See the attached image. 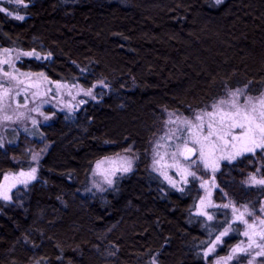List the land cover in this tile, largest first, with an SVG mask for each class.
I'll use <instances>...</instances> for the list:
<instances>
[{
  "label": "trees",
  "instance_id": "16d2710c",
  "mask_svg": "<svg viewBox=\"0 0 264 264\" xmlns=\"http://www.w3.org/2000/svg\"><path fill=\"white\" fill-rule=\"evenodd\" d=\"M12 8L25 19L0 12V48L51 53L23 59L21 69L110 89L72 119L57 113L42 141L0 148V184L42 152L37 181L0 199V264H213L227 256L242 226L204 257L230 211L216 210L212 221L197 215L198 184L169 188L151 171L149 149L170 112L191 117L230 90L264 93V0H23ZM126 149L138 153L135 169L94 190L96 163ZM252 173L264 177V152L225 163L216 201L259 214L264 186L245 183Z\"/></svg>",
  "mask_w": 264,
  "mask_h": 264
},
{
  "label": "snow or ice",
  "instance_id": "6c2138e0",
  "mask_svg": "<svg viewBox=\"0 0 264 264\" xmlns=\"http://www.w3.org/2000/svg\"><path fill=\"white\" fill-rule=\"evenodd\" d=\"M16 2L23 4V0H16ZM216 3H222V0H216ZM24 6L27 7V5ZM0 12L11 15L7 8H0ZM14 18L16 20L25 19L21 15H16ZM3 53L4 58L0 59V111L4 110L6 101L11 96L13 88L20 89V86L24 84L23 81L18 79L15 72L4 70V66L12 67L13 61L9 49H4ZM22 55L35 57L36 59H48L51 53L42 57L33 50L24 52ZM16 59H20L19 54L16 56ZM22 75L31 76L32 74ZM39 75L43 76L44 74L40 73ZM45 79L47 78L45 77ZM63 87H68V85L57 83V89ZM71 87L75 88L77 85H72ZM29 88L38 89L39 84L32 83L20 90L27 92ZM79 90L83 91L86 96H92L95 99L91 88L87 90L80 88ZM19 94L20 91H17L16 95ZM38 95H41L39 91L33 92L34 97ZM69 95H71V92H69ZM241 96L244 97L243 103L240 102ZM227 97V99H220L213 103L211 111L195 114L193 119H181L177 117L173 120L171 114H169V119L165 121V127L169 124H175L176 128L169 129L157 139L154 151V165H159L161 160L164 159V156L160 153L161 147L166 145L168 148H172L173 151L170 153V156L173 163L168 165V167L175 168L180 181L187 184L189 177L197 179L196 171L192 170L193 166L203 165L204 169H210L215 173L218 171L219 163L222 160L231 162L246 154H255L257 150L264 152V93L259 97H251L244 96L243 89H236L235 91L230 90L227 93ZM84 102L80 101V103ZM66 107H70V105H66ZM32 111H39V107L32 109ZM205 116L208 117L207 121L205 120ZM2 119L7 121L11 120L12 117L5 114ZM45 119H48V117H45ZM33 123L35 124L36 121L33 120ZM161 140L165 141V145L160 143ZM170 141L176 142L169 143ZM0 147H2V144H0ZM125 151H130V149H126ZM38 155L33 154L32 159L34 161L37 160ZM104 164H107L108 167L103 168ZM96 170L104 176V180L108 185H112L113 179L111 177L116 176L118 173L124 174L132 170V159L127 156H120L119 154H117L115 159L106 157L104 160L96 163ZM156 170L159 171L160 169L157 168ZM36 173L37 168L33 167L27 172L21 171L12 177L11 179L15 183L11 185L0 184V199L5 201L11 200V196L9 195L11 188L15 187L16 183L27 185L30 181L37 178ZM161 174L164 175L169 184L173 187L177 186V181L168 176L166 172H162ZM9 179L8 176L4 177L6 182ZM245 183L250 186H264V177L258 178L256 173H252ZM207 184L208 181H204L201 187H205ZM213 186L215 187L216 185L213 183ZM100 190L103 191L102 188ZM179 190L183 191L182 188ZM210 195L211 193L209 192L208 196L210 197ZM210 207L216 206L211 204L210 198L206 200L202 197L197 215L204 216L209 221L212 220L213 215L206 211ZM221 207H232L234 215L232 223L239 222L244 226L242 235L246 238L247 244L246 246H241V244L234 246L227 256L219 257L215 261V264H230L239 255L250 253L253 250H256L255 256L252 257V260H249V264H252L256 256L264 257V205L260 208L261 216H257L254 211H249L247 206H244V211H239L234 205L230 204H225ZM232 223H229L224 231L219 232L215 236V239L207 241V247L203 251L204 257L215 253L217 247L223 243V238L234 231ZM152 264H155V260H153Z\"/></svg>",
  "mask_w": 264,
  "mask_h": 264
},
{
  "label": "rangeland",
  "instance_id": "374dc122",
  "mask_svg": "<svg viewBox=\"0 0 264 264\" xmlns=\"http://www.w3.org/2000/svg\"><path fill=\"white\" fill-rule=\"evenodd\" d=\"M21 5H23V4H18L16 2V0H11V2H9V0H0V8H7L8 12L11 13L12 16H16V15L23 16L19 11L12 8L13 6L18 7ZM4 49H7V48H0V59L4 58V53H3ZM9 50L11 52V59L13 61V66L12 67L4 66V70L9 71V72H15L18 79L24 82V84H22L20 86V89H23L26 85H29L32 83H38L39 88L38 89L29 88L27 92L21 91L20 89H17V88H13L11 96L6 101V106H5L4 110L0 111V144H2V147H0V148H8L12 145H17L21 141V139H23L24 137H29L32 139H37L39 141H42L44 139V135L42 132L43 127L46 124L53 122L57 116V113H64L68 119H72V118H74L75 114L83 106H85L89 101L99 100L101 98V96L105 93V91L110 89V87L107 84H105L104 82L97 83L95 85V87L91 88L93 96L95 97V99H93L92 96H86L83 91L79 90L80 88L87 90L86 88H84L80 85L53 81L44 73H43L44 74L43 76H40L39 75L40 73L26 71V70L21 69L19 66V63L23 59L35 58V57H29V56L22 55L24 52H30V51H22L19 49H9ZM18 54L20 55L19 60L16 59V56ZM40 55L42 57L46 56V55H42V54H40ZM22 74H32V75L27 76V75H22ZM45 77L47 79H45ZM57 83L68 85V87H63V88L57 89ZM72 85H77V87L73 88V87H71ZM105 85H107V87H105ZM243 90H244V96H251L247 93V91L245 89H243ZM17 91H20L19 95H16ZM34 91H39V93H41V95L34 97L33 96ZM69 92H71V95H69ZM228 92L229 91H227L218 100L227 99L228 98L227 97ZM73 97H74V99H73ZM251 97H254V96H251ZM255 97H259V96H255ZM243 99H244V97L241 96L240 97L241 103H243ZM218 100H216V101H218ZM80 101H85V102L80 103ZM66 105H70V107H66ZM211 105L207 106L203 110L195 111L191 117H185L178 112L168 113L166 115L165 119L162 120L161 122H159V124L157 125V130H156L155 136L153 137V140L151 142V146L149 149V155H150V159H151V165L150 166H151V171L156 176L160 177L163 180V182L169 188H171L173 190H176L179 192H184L191 185L192 182H196L198 184L199 190L201 192V198L204 197L206 200L210 198L211 204L216 206V207L207 208L206 211H208L210 214H212L213 218H214V212L216 210L226 209V210L230 211V213H231L230 223H232L234 220L232 207L223 208L221 206L225 205V204L234 205L237 209H239V211H244V206H238V205L232 203L231 201H226L223 203H218L216 201V192L219 190L217 176H218V173L221 170L222 166L225 163H234V162L238 161L239 159H241L242 157H244L246 155H252V154H246L244 156L238 157L236 160H233L231 162H229L227 160L220 161L219 169L215 173H213L210 169H207V170L204 169L203 165L193 166L192 170L196 171L197 179H193V178L189 177L188 178L189 182L187 184H184L182 181H180V177H179L177 170L175 168L168 167V165L173 163L171 156H170V153L173 151V149L168 148L165 145V141H163V140H161L160 143L162 145H165V146L160 148V153L162 156H164V159L161 160V163L159 165H154V163H153L155 144H156L157 139L160 136L164 135V133L166 131H168L169 129L176 128L175 124H169V125H167V127H165V121H167L169 119V114H171V118L173 120H175L177 117H180L181 119H184V118L193 119L195 114H197V113H202L203 111H211L212 110ZM37 107H39V111H32V109L37 108ZM5 114H7L8 116H11L12 119L7 120V121L3 120L2 117ZM21 114H23V115H21ZM45 117H48V119H45ZM207 119H208V117L205 116L206 121H207ZM33 120L36 121L35 124L33 123ZM175 142L176 141H170L169 143H175ZM259 151L260 150H257V152H259ZM166 153H167V155H166ZM35 154H39L38 159L34 161V163H35L34 167L37 168V173H36L37 178L35 180L30 181L27 185L16 183V186L12 187L10 192H9V195L11 196V200H12V196H13V193L15 190H17L19 188H25V189L29 188L30 185H32L34 182L37 181L38 170H39L38 162H39V159L42 155V152L41 153L38 152ZM119 155L120 156H127V157L131 158L132 159V170L135 169V166L137 165V162L139 159L138 153H136L133 149H130V151L119 153ZM116 157H117V155L107 157V158L115 159ZM104 159H102V160H104ZM102 160H100V161H102ZM107 167H108L107 164L103 165V168H107ZM157 168H159L160 170L157 171L156 170ZM21 171L27 172L29 170H21ZM21 171H19V172H21ZM19 172L8 173L5 176H8L10 179L7 182L3 179L1 184L11 185L12 183H15V181L12 180L11 178L14 177L16 174H18ZM130 172H128V173H130ZM162 172H166L168 176H170L173 180L177 181V186L173 187L171 184H169V182L164 178V175L161 174ZM128 173H124V174L118 173L116 176L111 177L113 179V184L108 185L106 183V181L104 180V176L101 175L98 170H96V166H95V169H94V172L92 175V181H91L92 188L96 191H101L100 190L101 188L103 190H105L107 187H111V186L115 185L116 182L120 178L127 175ZM204 181H208V184L205 187H201V184ZM213 183L216 185L215 187L213 186ZM97 185H99V187H97ZM181 188L183 189V191L179 190ZM209 192L211 193L210 197L208 196ZM201 198L199 199L198 204H197V208L195 211L196 214H197L198 209L200 207ZM11 200H9V201H11ZM248 210L252 211L249 208H248ZM256 215L261 216L262 214L260 212L259 214H256ZM199 216H201V215H199ZM202 217L207 220L206 217H204V216H202ZM249 219H251V218H249ZM212 220H210V221H212ZM207 221H209V220H207ZM236 224H239L242 226L241 236H240L241 238H240V241L238 244H241V246H246V244H247L246 238L242 235V233L244 231V226L242 224H240L239 222L232 223V226L236 225ZM242 242H243V244H242ZM255 251L256 250H253L250 253H245V254L239 255L238 257L233 259L230 262V264H234L236 262H240L241 264H249V260H252V257L255 256ZM214 254L215 253L210 254L207 258L213 256ZM263 258L264 257L256 256L255 260L252 262V264H263L262 263ZM216 260L217 259L214 260L213 264H215Z\"/></svg>",
  "mask_w": 264,
  "mask_h": 264
}]
</instances>
